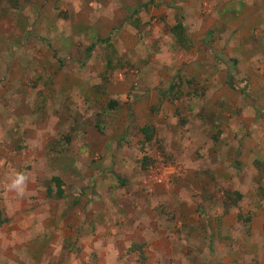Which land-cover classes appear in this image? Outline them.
Segmentation results:
<instances>
[{
	"label": "rangeland",
	"instance_id": "obj_1",
	"mask_svg": "<svg viewBox=\"0 0 264 264\" xmlns=\"http://www.w3.org/2000/svg\"><path fill=\"white\" fill-rule=\"evenodd\" d=\"M213 18L223 25L205 52L185 61L175 45L162 52L159 42L153 56L106 44L94 80L66 92L53 81L39 89L38 61L12 65L24 73L0 79V203L11 220L0 226V264H71L74 236L86 235L75 222L90 247L108 229L115 264H264V30ZM162 164L169 187L148 182ZM136 222L146 238L132 237Z\"/></svg>",
	"mask_w": 264,
	"mask_h": 264
},
{
	"label": "crops",
	"instance_id": "obj_2",
	"mask_svg": "<svg viewBox=\"0 0 264 264\" xmlns=\"http://www.w3.org/2000/svg\"><path fill=\"white\" fill-rule=\"evenodd\" d=\"M223 1H240L243 5L224 8ZM175 3L183 10L174 7ZM180 12L185 20L181 40L174 31L175 26L182 23L175 20ZM226 14L239 16L236 24L248 23L254 30L256 27L264 30V0H0V79L9 72L8 83L18 81L24 71L18 72L12 65L29 66L38 61L36 71L45 81L39 89L45 90L47 82H54L57 86L54 89L66 92L79 86L83 81L81 76L94 80L92 66L97 59L99 64L110 59L104 55L106 44L115 46L118 55L128 53L131 43L153 51L160 42L162 52H168L175 45L182 50L178 57L187 61L192 48L205 52L209 47L207 38L213 31L218 35L221 30L216 26L223 25L213 17L223 19ZM161 21H171V25ZM225 23L231 25L229 19ZM226 32L228 35H223V41L217 38L215 49L227 46L231 34ZM4 50L14 53L10 55ZM153 53L158 56L157 50ZM85 59H88L87 64H84ZM79 65L83 68L79 69ZM30 78L35 80L33 76ZM0 209L5 219L0 226L11 223L1 203ZM143 224L131 225L132 232L137 229L132 237L139 233L145 235L144 238L148 236L149 231L143 234ZM74 229L86 235L80 239H76L78 234L74 236L79 248L70 256L71 264H115L117 255L111 252L108 229L103 227L102 232L93 237L96 242H102L93 247L88 244L90 231L85 232L83 225L76 222Z\"/></svg>",
	"mask_w": 264,
	"mask_h": 264
},
{
	"label": "trees",
	"instance_id": "obj_3",
	"mask_svg": "<svg viewBox=\"0 0 264 264\" xmlns=\"http://www.w3.org/2000/svg\"><path fill=\"white\" fill-rule=\"evenodd\" d=\"M174 31L176 32V36L181 40L184 38V26L182 23H178L176 26H175V29ZM164 98L167 97V94H164L163 96ZM142 133L147 137V140L150 141L152 138H153V130L151 127H146V128H143L142 129ZM53 181H55L57 183V186H58V193H57V198H63L65 197V190L63 188L64 186V182L62 181L61 178L59 177H54L53 178ZM48 194L50 196H52V188L50 187L48 189ZM5 222V219H3V212L1 211L0 209V225H2L3 223Z\"/></svg>",
	"mask_w": 264,
	"mask_h": 264
},
{
	"label": "built area",
	"instance_id": "obj_4",
	"mask_svg": "<svg viewBox=\"0 0 264 264\" xmlns=\"http://www.w3.org/2000/svg\"><path fill=\"white\" fill-rule=\"evenodd\" d=\"M131 73L134 74L135 72L131 71ZM126 74H127V70L119 72V74L117 75L118 80L123 81L126 77ZM168 168H169L168 166L163 165V164L156 165L154 168H152L148 172L149 174L148 182L150 181L154 183V185H157V186L160 185L163 187H169L170 183H169L168 178L166 177ZM170 180H171V177H170Z\"/></svg>",
	"mask_w": 264,
	"mask_h": 264
},
{
	"label": "clouds",
	"instance_id": "obj_5",
	"mask_svg": "<svg viewBox=\"0 0 264 264\" xmlns=\"http://www.w3.org/2000/svg\"><path fill=\"white\" fill-rule=\"evenodd\" d=\"M23 181V177L18 176L17 179L13 182V185H11V187H16L17 185L22 184Z\"/></svg>",
	"mask_w": 264,
	"mask_h": 264
}]
</instances>
